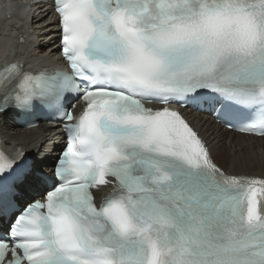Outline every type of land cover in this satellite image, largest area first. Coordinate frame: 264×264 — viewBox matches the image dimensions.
Instances as JSON below:
<instances>
[{"label":"snow or ice","instance_id":"snow-or-ice-1","mask_svg":"<svg viewBox=\"0 0 264 264\" xmlns=\"http://www.w3.org/2000/svg\"><path fill=\"white\" fill-rule=\"evenodd\" d=\"M50 6L71 72L6 66L0 119L48 113L66 144L51 175L0 151V264H264V176L229 174L184 115L264 138V0Z\"/></svg>","mask_w":264,"mask_h":264},{"label":"bare ground","instance_id":"bare-ground-1","mask_svg":"<svg viewBox=\"0 0 264 264\" xmlns=\"http://www.w3.org/2000/svg\"><path fill=\"white\" fill-rule=\"evenodd\" d=\"M48 16V10L40 12L33 17L31 32L23 29L17 31L18 34L15 32L11 35L13 41L25 38L28 46H20L23 48L20 51L34 55V58L25 59V65L31 63L32 66H44L52 63L51 58L45 57V54L52 52L55 43V27H53L55 23H52ZM188 118L200 135L209 142L217 164L227 169L229 174L264 176V138L235 135L214 124L209 116L189 113ZM56 144L59 145L55 130L41 127L38 130L20 131L12 126L9 117L0 119L2 152H11L14 145H20L25 152L29 153L31 159L46 163L54 150L58 148Z\"/></svg>","mask_w":264,"mask_h":264},{"label":"clouds","instance_id":"clouds-1","mask_svg":"<svg viewBox=\"0 0 264 264\" xmlns=\"http://www.w3.org/2000/svg\"><path fill=\"white\" fill-rule=\"evenodd\" d=\"M29 8L28 0H0V23H3L5 31L8 26L20 23Z\"/></svg>","mask_w":264,"mask_h":264},{"label":"rangeland","instance_id":"rangeland-1","mask_svg":"<svg viewBox=\"0 0 264 264\" xmlns=\"http://www.w3.org/2000/svg\"><path fill=\"white\" fill-rule=\"evenodd\" d=\"M227 140V139H226ZM225 140V144L227 145V141Z\"/></svg>","mask_w":264,"mask_h":264}]
</instances>
